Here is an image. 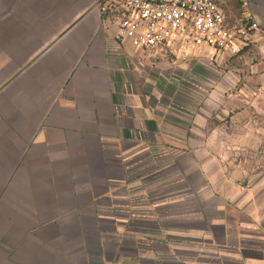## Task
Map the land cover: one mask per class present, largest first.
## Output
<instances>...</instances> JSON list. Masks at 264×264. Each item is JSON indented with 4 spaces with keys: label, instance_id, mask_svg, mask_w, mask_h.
<instances>
[{
    "label": "crops",
    "instance_id": "1",
    "mask_svg": "<svg viewBox=\"0 0 264 264\" xmlns=\"http://www.w3.org/2000/svg\"><path fill=\"white\" fill-rule=\"evenodd\" d=\"M246 1L259 86L203 89L201 123L100 0H0V264H264V168L243 160L259 157L243 146L264 112V0ZM242 50L215 57L224 78Z\"/></svg>",
    "mask_w": 264,
    "mask_h": 264
},
{
    "label": "built area",
    "instance_id": "2",
    "mask_svg": "<svg viewBox=\"0 0 264 264\" xmlns=\"http://www.w3.org/2000/svg\"><path fill=\"white\" fill-rule=\"evenodd\" d=\"M238 21H227L215 0H100L99 11L117 23V39L133 48L171 49L187 46L183 34L192 38L190 48H208L209 59L221 54L238 55L262 30L241 0ZM179 57L185 53L178 51Z\"/></svg>",
    "mask_w": 264,
    "mask_h": 264
},
{
    "label": "rangeland",
    "instance_id": "3",
    "mask_svg": "<svg viewBox=\"0 0 264 264\" xmlns=\"http://www.w3.org/2000/svg\"><path fill=\"white\" fill-rule=\"evenodd\" d=\"M235 4L240 6L241 0H235ZM183 40L187 41L188 47H183L180 45L174 46L170 53L164 50H153L145 52V54L156 60V65L158 71L163 73V75L175 76L176 83L175 85L168 83L172 89H187L188 93L185 95L179 94V100L183 99L189 101V104L192 107V110H189L190 113H194L196 119L202 123L203 116L208 115V111H203V89H225L226 85L231 87V89H252L253 86H257L256 83V71L252 70L251 65L257 63L258 50L256 46L249 44L242 54L246 55V58L249 60V63L244 61V58H240L238 64L235 63L237 67L236 74L238 77H229L228 79L224 78V73L221 69L219 60H214L215 58L209 59L205 56L208 53V48L198 46L195 49L190 48L192 43V38L188 33L183 34ZM182 50L185 53V57H179L178 51ZM178 58V59H177ZM245 58V59H246ZM4 66L2 69L9 68L11 63H3ZM155 65V63L153 64ZM193 67L195 73H190V69ZM222 72H221V71ZM189 72V73H188ZM165 78H167L165 76ZM264 81V78H263ZM259 86V85H258ZM213 103L214 101H219L218 97L212 96ZM217 101V103H219ZM252 114V115H251ZM250 115L255 119L253 125L247 129L245 127V134L248 132L250 135L255 136L258 140L254 142H245L244 149H252L259 153V157H248L243 159L245 164L251 166H259L264 168V112L262 110L254 109ZM233 114L229 112L227 115L223 114V118L230 119ZM249 115V116H250ZM221 111L218 107H212L211 117L214 119L220 118ZM244 116L242 119L247 118ZM255 139V138H254ZM256 140V139H255ZM252 163V164H251Z\"/></svg>",
    "mask_w": 264,
    "mask_h": 264
}]
</instances>
